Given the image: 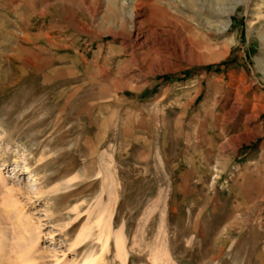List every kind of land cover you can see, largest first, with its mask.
<instances>
[{
	"label": "rangeland",
	"instance_id": "rangeland-1",
	"mask_svg": "<svg viewBox=\"0 0 264 264\" xmlns=\"http://www.w3.org/2000/svg\"><path fill=\"white\" fill-rule=\"evenodd\" d=\"M210 1L0 0V264H264V0Z\"/></svg>",
	"mask_w": 264,
	"mask_h": 264
},
{
	"label": "bare ground",
	"instance_id": "bare-ground-1",
	"mask_svg": "<svg viewBox=\"0 0 264 264\" xmlns=\"http://www.w3.org/2000/svg\"><path fill=\"white\" fill-rule=\"evenodd\" d=\"M220 1L221 0H214V2H216L217 4H219ZM187 4H189V3H187ZM155 8H157V9H153V10L158 12L160 15H162L164 17H166V16L175 17V15H172V13L170 12L171 9H160L157 2L155 4ZM26 37H29V36L27 35ZM22 169H24V168L22 167ZM1 177L2 176L0 175V178ZM115 250H116L117 257H119L122 260V262L125 263V260L127 258V252H126V246H125V239H124L121 232H119L115 236ZM81 264H100V262H99L98 258L89 256Z\"/></svg>",
	"mask_w": 264,
	"mask_h": 264
}]
</instances>
